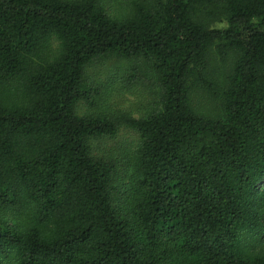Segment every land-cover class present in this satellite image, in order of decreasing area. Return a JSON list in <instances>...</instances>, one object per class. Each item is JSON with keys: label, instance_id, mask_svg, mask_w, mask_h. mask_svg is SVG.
<instances>
[{"label": "trees", "instance_id": "16d2710c", "mask_svg": "<svg viewBox=\"0 0 264 264\" xmlns=\"http://www.w3.org/2000/svg\"><path fill=\"white\" fill-rule=\"evenodd\" d=\"M122 60L138 117L86 73ZM0 264H264V0H0Z\"/></svg>", "mask_w": 264, "mask_h": 264}, {"label": "rangeland", "instance_id": "374dc122", "mask_svg": "<svg viewBox=\"0 0 264 264\" xmlns=\"http://www.w3.org/2000/svg\"><path fill=\"white\" fill-rule=\"evenodd\" d=\"M131 0H101L107 13L118 17L129 10ZM133 61L122 60L118 63L107 62L103 65H91L87 69V75L92 83L99 85L103 92L98 103L104 105V110L112 113H128L134 117L140 116L155 98L156 83L153 81V72L148 63L127 70ZM135 66V65H134ZM130 72V73H129ZM133 75L131 78L129 75ZM195 106H201L200 112L211 115L213 102L197 95L193 98ZM87 103L81 104L78 112L89 109ZM137 142L134 131L128 128H120L112 138H104L91 141L92 151L96 155L110 156L119 164V169L124 162H128V154H131Z\"/></svg>", "mask_w": 264, "mask_h": 264}]
</instances>
